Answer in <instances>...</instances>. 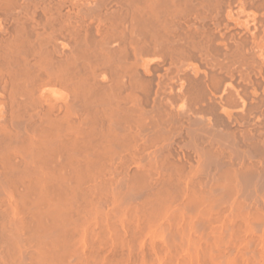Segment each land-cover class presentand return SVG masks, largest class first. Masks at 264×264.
I'll use <instances>...</instances> for the list:
<instances>
[{"label": "bare ground", "instance_id": "6f19581e", "mask_svg": "<svg viewBox=\"0 0 264 264\" xmlns=\"http://www.w3.org/2000/svg\"><path fill=\"white\" fill-rule=\"evenodd\" d=\"M49 1L0 0L6 82L71 68L0 105V264H264V0Z\"/></svg>", "mask_w": 264, "mask_h": 264}, {"label": "rangeland", "instance_id": "374dc122", "mask_svg": "<svg viewBox=\"0 0 264 264\" xmlns=\"http://www.w3.org/2000/svg\"><path fill=\"white\" fill-rule=\"evenodd\" d=\"M52 1L54 2L53 5H54V4H57V3H55V1H57V0H52ZM52 1H49V3L47 2L46 4H48V5H47L46 7L49 6V12L52 11V13H54L56 9L54 10V9L51 7V6H53V5H52ZM57 2H58V1H57ZM65 3H68V4H69V1L67 2V0H65ZM113 3L116 4V3L113 1L110 5L112 6ZM46 4H44V5H46ZM70 4H71V3H70ZM70 4H69V5H70ZM114 4H113V6H114ZM117 5H118V4H117ZM50 7H51L52 9H50ZM53 7H55V5H54ZM70 7H71V6H70ZM73 7H74V6H72L71 8H73ZM71 8H70V10H69V8H68V9L65 8V10H64V9H63V10H64V11L68 10V12L66 11V12H67V13H66L67 15H71V13H73V12H74L73 14H75V11H76V10H75V11H72ZM47 9H48V8H47ZM53 10H54V12H53ZM0 11H1V10H0ZM70 11H72V12H70ZM15 12H19V11H15ZM1 13H2V11H1ZM69 13H70V14H69ZM62 14L65 15V12L63 13V11H62ZM73 14H72V15H73ZM0 15H1V14H0ZM2 15H3V13H2ZM52 16L54 17V16H56V14H55V15L53 14ZM20 18H21V16H20ZM194 19H195V18H194ZM5 20L8 21V24H10V22H11L12 19H10V18L8 19V18H7V19H5ZM12 23H13V20H12ZM12 23H11V24H12ZM9 26H10V25H9ZM29 57H30V56H29ZM29 57H26L25 59H27V61L30 60V63H31V62H32V61H31V57H32V56L30 57V59H28ZM33 57H34V56H33ZM33 57H32V58H33ZM35 59H36V58H35ZM35 59H32V60L35 61ZM38 59H39L40 61H39ZM36 60H37L36 63H31V64H29V65H31V66H32V64L35 65V69H36V70H34V71H35L36 73L33 72V74H36V75L38 74V75H37L38 77H36V79H37L38 82H40V83H37V81H36V79H35L36 85L39 84L40 86H38L39 88L36 87V86H34L35 89L33 88V92H34V90H36V89H40V87H41L40 90H44V89L50 87L52 84H54V81L51 80V79H53V78H52L53 76L51 77V74L53 75V73L50 72V71L52 70L51 67H47V66H45L44 69H45L46 67L49 68V69H48V72H47V70L44 71V69H43L44 64H43V66H42V63H41V62H42V61H41L42 58H41V57H40V58L37 57ZM34 61H33V62H34ZM28 62H29V61H28ZM37 62H38V64H37ZM39 62H40V63H39ZM168 62H169V61H168ZM170 62H171V61H170ZM170 62H169V63H170ZM165 63H167V62L162 63V65H163V66H162V69H166V70L168 69V71H167L168 73H166L165 70H163V71L161 70V71L158 72L159 75H157V73H155V74L157 75V78L155 77V76H156L155 74H154L155 76L153 75V77H154V82L156 83V85H155V83H153V85H155V86H154V89H155V91H156L157 93L160 92L159 94H161V97H162L164 94H166L167 92H170V91L172 92V88H173L174 84H176V79H175L176 76H175V72H173V70L170 69V68H172V66H173L172 62H171L170 65H168L169 63H167V64H165ZM40 64H41L42 67L40 66ZM37 65H38V67H37ZM164 65H165V66H164ZM166 65H167L168 67H167ZM31 66H30V67H31ZM39 67H41L43 70H41V68L38 69ZM164 67H165V68H164ZM169 67H170V68H169ZM31 68H34V67H31ZM47 68H46V69H47ZM50 69H51V70H50ZM37 70L39 71L38 73H37ZM49 70H50V71H49ZM42 71H43V72H42ZM171 71L174 73V76H175V77L173 76V74H170ZM164 73H165V74H164ZM163 74H164V75H163ZM160 75H161V76H162V75L164 76V77H163V80H164V81L161 80L162 77H159ZM33 76H34V75H33ZM40 76H41V77H40ZM170 76H171V77H170ZM172 76H173V77H172ZM168 77H169V78H168ZM159 78H161V79L159 80ZM156 80L159 81L158 85H157V82H158V81H156ZM172 80H173V81H172ZM4 81H5V79L3 80V82H4ZM161 81L164 82V83L167 84V85H168V83H170V82H171V83L169 84V87H167L166 85H164V83H163V86L160 85V82H161ZM3 82L0 84V85L3 84V86H0V99L2 98V99L0 100V102H1L0 105H3V103L5 102V100H6V101H10V98H11V100H12V99H13V100L15 99V96L13 97V95H15V94H14L15 92H13V91H15V89H14V88H13V89L10 88L11 86H9L10 84L8 83V81H7V82L5 81V82H4L5 84H4ZM9 82H10V81H9ZM52 82H53V83H52ZM173 82H175V83L173 84ZM7 83H8V84H7ZM6 84H7L8 86H7ZM172 84H173V85H172ZM6 86H7V89H8V87H9V88L12 89V90H10V89L7 90V89L5 88ZM160 86H162V87H160ZM171 86H172V88H171ZM163 87H164L165 90L163 89ZM156 88H157V89H156ZM160 88H161V90H160ZM5 89L8 91V94H7V91H6ZM26 89H27V88H24L25 92H26ZM170 89H171V90H170ZM29 90H30V92H32V87H30V88L27 89L28 92H29ZM157 90H158V91H157ZM166 90H167V92H166ZM10 91L13 92V95L11 94L12 92H10ZM162 91H163V92H162ZM9 92H10V93H9ZM21 92H22V90H21ZM25 92H24L23 94H24V96L27 98L28 95L26 96ZM28 92H27V93H28ZM33 92H32V93H33ZM165 92H166V93H165ZM32 93H31V94H32ZM128 93H130V90H128V92L126 91L125 93H123V96H124V94H128ZM162 93H163V95H162ZM10 94H11V95H10ZM19 94H20V95H19ZM23 94H21L20 92H18V96H20V98L18 97V99H17V97H16V101H22L21 98H23V100H27V99H24L25 97H22ZM31 94H29L28 99H29V98H30V99H31V98H32V99H35V98L37 97V93H36V97L34 96L35 92H34V94H33V96H34L35 98H34L33 96H31ZM7 95H10V96H7ZM2 96H3V97H2ZM11 96H12V97H11ZM7 97H8L9 99H8ZM7 99H8V100H7ZM20 99H21V100H20ZM5 105H6V103H5L3 106H5ZM196 107H198V106H196ZM34 111H36V110H34ZM34 111H33V110H32L31 112L28 111L27 113H24V114L27 115V116H33L34 114H37V112H34ZM54 113L56 114L55 116H56L57 118H60V117L62 116V114H63V113L61 114V113H59V112H57V113H56V112H53V115H54ZM58 113H59V114H58ZM7 114H8V113H6V115H7ZM16 114H17V115H18V114H19V115H23V113L20 114V113H17V111H16ZM16 114H14V115H16ZM30 114H31V115H30ZM57 114H58V115H57ZM60 114H61V115H60ZM150 116H151V117H150ZM148 117H149V119H151V118L153 117V118H152L153 120H152V121L149 120L150 122L148 123V122H146V120H148V119H146V116H145V119H144V120H145V123H146V124H147V123H148V124H151V123L157 121V117H155L154 114H152V115L150 114ZM144 120H143V121H144ZM132 128H133V127H131L130 129H128V131H129V130H134L133 132H135V131H136V132L141 131L140 128H138L139 131L137 130V128H136V130H135V128H133V129H132ZM150 128L153 129L152 132H151V129H149V126L145 129V130L147 131L146 133H148V136L145 135V136L147 137V139L144 137V138L146 139V141H149L148 137H150V134H151V133L155 132V130H156V131L159 130V129H157V128H155V130H154V128H152V127H150ZM114 129H115V128H114ZM114 129H112V130H114ZM169 129H170V128H168V130H169ZM117 130H118V129H117ZM117 130H116V131H117ZM171 130H172V129H170V131H171ZM183 130H184V129H183ZM183 130H182V129H178V130H175V132H178V131H179V133H180V132H183ZM116 131H115V132H116ZM148 131H150V132H148ZM130 132H132V131H130ZM151 138H153V137H151ZM177 138H178V136L176 137V139H177ZM150 140H151V139H150ZM146 145H150V144H147V143H146ZM151 145H152V144H151ZM2 146H3V148H4L5 145H0V148H2ZM12 146L15 148L14 145H12ZM12 146L10 145V146H8V148H9V147L11 148ZM16 146H17V148L20 147V145H16ZM160 146H162V145H153V148L160 147ZM177 146H178V145H177ZM180 146H181V145H180ZM180 146H179V147H180ZM148 147H149V146H148ZM151 147H152V146H151ZM185 147H186V146H185ZM217 147H218V145H215V148H217ZM11 149H12V148H11ZM16 161H17V162H16ZM18 161H19V160L15 159L14 161H11V164H12V163H19ZM3 162H4V164L6 163L5 161H3ZM3 162H2V160H0V165H2ZM3 168H4V167H3ZM2 170H3V169H2V166H1V167H0V171H2ZM5 177H6V176H5ZM5 177L1 176L0 179H5ZM8 178H9V177H8ZM15 178H16V176H15ZM17 178H18V177H17ZM29 178H32V177H29Z\"/></svg>", "mask_w": 264, "mask_h": 264}, {"label": "crops", "instance_id": "0c3cea01", "mask_svg": "<svg viewBox=\"0 0 264 264\" xmlns=\"http://www.w3.org/2000/svg\"><path fill=\"white\" fill-rule=\"evenodd\" d=\"M66 4H67V3H65V7H64V8H69V7H67L68 5H66ZM1 7H4V6H1ZM55 7H56V6H55ZM69 10H70V9H69ZM61 11H62V10H61ZM61 13H62V12H61ZM55 17H57V15H56ZM16 18H17V17H11L10 19H12L13 22H14V20H15ZM19 18H20V17H19ZM21 18H23V17L21 16ZM66 18L68 19L69 16L67 15ZM5 19H7V17H6L5 15L0 16V28L2 27L1 30H0V37H1L2 34L5 36V35L8 34V32L12 33V31H13V29H14V24H13V23L10 25L11 27L9 26V27L7 28V26H8L9 24L7 25L8 22H7V21L5 22V21H4ZM8 19H9V18H8ZM1 20H2V24H1ZM3 22L6 23L5 25H7V26H5ZM56 26H57V24L55 25V27H56ZM3 27H4V28H3ZM58 27H59V26H57L56 28H58ZM11 28H12V29H11ZM6 29H7V30H6ZM5 30L7 31V34H6V31H5ZM3 35H2V37H3ZM7 36H8V35H7ZM2 37H1V38H2ZM1 38H0V41H1L0 44H2L1 46H3V45L5 46V45H6V42H7L6 40H7L9 37H5L6 40H1ZM3 38H4V37H3ZM31 38H32V37H31ZM31 38H28V40H29V39H30L31 41L34 40V38H32V39H31ZM3 41H4L5 43H4ZM2 42H3V43H2ZM17 43H18V42H17ZM17 43H16V44H17ZM1 46H0V48H1ZM21 46H22V45H21ZM20 56H22V55H20ZM0 58H2L1 54H0ZM22 58H24V56H22ZM0 60H1V59H0ZM0 62L2 63V61H0ZM1 63H0V71L3 73L4 76H5V75H8V73H9V74L11 73V72H10V71H11L10 69H13V71H12L13 73L15 72V71H14V68H10V69H9L10 71H8V69H4L5 67H4L3 64H1ZM65 64H66V63H65ZM65 64H63V65H62V64H60V65L58 64L59 67L62 66V67L59 69L58 65L55 64V63H53V65H51V67L53 66V67H54V68H53L54 70H53L52 68H51V69H52V71H54V72L56 71L55 74H53V76L56 77V76H58V75L60 74V75H59L58 77H56V78H58L60 81H62V79H63L65 85H66V83H67V81H68V82H69V85H70V81L68 80V78H71V76H70V74H68V73H70L69 69H71V68H70V64H69V65H65ZM55 65H56V67H57L58 69L55 68ZM64 65H65V67H64ZM1 66H3V67H1ZM20 66H21V67H20ZM20 66H17V67H16V69H17L18 67H20V68L17 69V71H19V69H23V67H24V66H22V65H20ZM68 66H69V68H68ZM66 67L68 68V71L66 70V69H67ZM29 68H30V67L28 66V69H29ZM65 68H66V69H65ZM30 69L33 71L32 68H30ZM30 69H29V72L31 73V70H30ZM61 69H62V71H60ZM6 71H7V73L4 74ZM17 71L14 73V75L17 73ZM24 71H25V69H24ZM24 71H23V70L19 71V72H18L19 75H17V74H18V73H17L16 76L22 77L23 74L21 75V73H24ZM1 72H0V75L3 76ZM33 72H34V71H33ZM52 73H53V72H52ZM56 73H59V74H56ZM62 73H64L65 75L67 74L68 76L66 75V77H63L64 74H62ZM11 74H12V73H11ZM20 75H21V76H20ZM1 76H0V77H1ZM4 76H3V79L6 78V76H5V77H4ZM16 76H15V77H16ZM32 76H33V74H32ZM24 77H25V74H24ZM55 77H53V78H55ZM59 77H61V78H59ZM67 77H68V78H67ZM56 78L54 79L55 81H56ZM66 78H67V79H66ZM1 79H2V78H1ZM1 79H0V84L2 83V82H1ZM3 79H2V81H3ZM11 79H13V78H10V80H11ZM19 79L21 80L22 78H18V77H17V79H16L17 82H16V83L14 82L15 80H14V81L11 80V81L14 82V83H13V86L10 85L12 88L14 87L15 90L18 89L19 91L16 90V91H18V92H21L20 89H23L24 87L27 88V87L29 86V88H30L31 86L35 85V84H34V83H35V82H34L35 80H32L33 82H31V81L28 82L27 79H26V81H23V84H22V82L20 83V80H19ZM23 79L25 80V78H23ZM23 79H22V80H23ZM65 79L67 80L66 83H65ZM6 80H7V79H5V81H6ZM54 80H53V81H54ZM8 81H9V80H8ZM11 81H10V84H12ZM18 81H19V83H18ZM24 82H27V83H28L27 86H26V83H25V86H24ZM30 83H32V84H30ZM60 83H61V82H60ZM14 84H16V86H17V84L20 85V88H19V86H17V88H16V86H15ZM21 84H22V86H21ZM38 85H39V84H37V85H35V86H38ZM22 87H23V88H22ZM55 89H56L57 92L61 95V93H62V91H61V90H62L61 87H60V86H58V87L55 86ZM16 91H15L16 94H15V93H14V94H15V96L17 97V96H18V92H16ZM22 93H24L23 90H22L21 94H22Z\"/></svg>", "mask_w": 264, "mask_h": 264}]
</instances>
